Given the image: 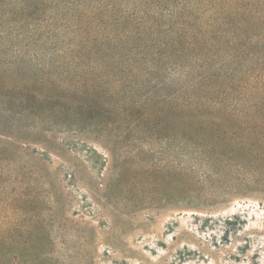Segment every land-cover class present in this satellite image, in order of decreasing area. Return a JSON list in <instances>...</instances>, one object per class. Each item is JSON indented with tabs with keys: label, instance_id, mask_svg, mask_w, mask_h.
I'll list each match as a JSON object with an SVG mask.
<instances>
[{
	"label": "rangeland",
	"instance_id": "1",
	"mask_svg": "<svg viewBox=\"0 0 264 264\" xmlns=\"http://www.w3.org/2000/svg\"><path fill=\"white\" fill-rule=\"evenodd\" d=\"M15 27L7 20L0 40L24 44L11 37ZM55 66L49 57L31 59L17 77L49 85L54 79L45 71ZM81 70L66 71L78 78ZM109 89L100 100L106 109L148 99L144 87L125 101ZM58 105L38 101L33 113L17 117L22 143L0 135V237L17 241L20 264H264L258 110H223L226 126L173 120L116 127L101 115L108 113ZM245 137L253 150L235 147ZM220 153L228 159L223 166L214 162ZM39 254L43 261L33 259Z\"/></svg>",
	"mask_w": 264,
	"mask_h": 264
},
{
	"label": "trees",
	"instance_id": "2",
	"mask_svg": "<svg viewBox=\"0 0 264 264\" xmlns=\"http://www.w3.org/2000/svg\"><path fill=\"white\" fill-rule=\"evenodd\" d=\"M15 7L0 0V39L11 20V37L26 40H0V135L10 145L22 143L17 117L33 113L42 100L79 114L108 113L101 115L116 127L173 120L226 126L230 119L221 111L229 108L258 110L253 118L264 119V0H20ZM42 57L57 65L45 71L54 79L49 85L46 78L33 86V77H17ZM67 63L73 65L67 71L82 69L78 78L77 70L61 69ZM140 87L147 90L144 102L112 109L101 103L107 88L125 101ZM234 145L253 150L256 144L245 137ZM214 162L223 166L228 159L220 153ZM180 178L188 173L182 170ZM16 250L17 241L0 237V264H20Z\"/></svg>",
	"mask_w": 264,
	"mask_h": 264
}]
</instances>
